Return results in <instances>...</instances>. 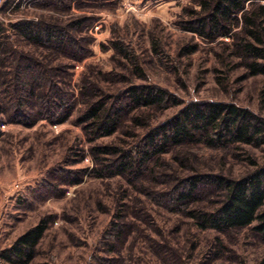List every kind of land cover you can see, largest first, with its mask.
Returning <instances> with one entry per match:
<instances>
[{
  "label": "rangeland",
  "instance_id": "obj_1",
  "mask_svg": "<svg viewBox=\"0 0 264 264\" xmlns=\"http://www.w3.org/2000/svg\"><path fill=\"white\" fill-rule=\"evenodd\" d=\"M62 2L0 0L5 40L20 53H0V264H19L5 251L41 221L48 229L27 264H264V240L251 228L202 231L171 201L182 187L173 181L178 177L238 179L262 166L264 144L171 146L130 178L106 173L98 160L114 155L94 150L142 147L151 129L192 103L235 104L264 120V76L251 74L236 46L242 25L210 41L186 30L200 11L196 0ZM20 21L68 29L85 57L29 43L13 30ZM22 53L58 85L43 79L40 91L47 96L57 87L69 95L59 115L40 119L39 100L22 107L29 115H17L9 91L19 65H27ZM134 86L165 90L168 101L124 108L111 136L87 127L89 101L118 111ZM219 192L215 180L203 183L190 209L215 208ZM114 222L123 227L121 237L112 238Z\"/></svg>",
  "mask_w": 264,
  "mask_h": 264
},
{
  "label": "trees",
  "instance_id": "obj_2",
  "mask_svg": "<svg viewBox=\"0 0 264 264\" xmlns=\"http://www.w3.org/2000/svg\"><path fill=\"white\" fill-rule=\"evenodd\" d=\"M57 1L64 3L62 0ZM263 2L264 0H196L200 11L194 12L195 17L186 30L214 41L232 35L234 28L242 25L241 32L236 35L239 55L245 59V65L252 75L264 76ZM12 27L23 39L38 47L62 52L65 57L73 60L85 57H78V52H81L82 48L80 46L78 48L75 37L68 35V29L64 30L52 23L32 21H20ZM7 31L8 29L0 23V53L20 54L8 41L10 38ZM21 55L27 65H19V71L15 74V86L9 91V97L17 101L18 106L15 109L17 115L22 113L24 116L29 115L22 107L32 108L36 106L38 100L40 105L37 115L40 119L59 115L60 110L68 103L69 95L56 87L54 93L46 96L45 92L40 91L43 90L41 88L43 79L53 84L51 86L58 85L53 82L52 76H44L47 71L36 62L37 59L34 62L31 55L23 53ZM2 95L0 92V98ZM167 101L168 93L165 90L154 86H134L130 88L128 98L124 101L125 107L119 108L118 111L106 106L104 101H89L90 107L85 113L84 121L89 123L87 127L93 131L102 132L103 136H111L117 131L119 117L124 108L129 111L141 107L148 109L163 106ZM144 140L142 147L128 150L95 148L94 150L115 157L110 160H98L102 169L112 176L137 177L143 174L142 169L147 163L166 153L171 146L199 142L212 147L225 143L260 146L264 144V120L235 104L192 103L167 123L151 129ZM166 176L171 178L170 175ZM214 180L220 191L217 206L211 210L190 209V203L200 186ZM173 181L176 183L182 181L180 183L182 187H176L171 201L185 209L184 212L194 221L196 228L202 231L212 230L219 234L251 228L264 240V164L238 179H227L222 176L214 178L208 174L196 173L186 179L180 180L178 177ZM47 229V222L41 221L21 235L12 247L5 251L4 257L9 262L19 264L33 261ZM122 229V226L114 222L110 230L112 238L121 237ZM217 240L222 244L221 238L218 237ZM109 261L113 262L110 259Z\"/></svg>",
  "mask_w": 264,
  "mask_h": 264
},
{
  "label": "built area",
  "instance_id": "obj_3",
  "mask_svg": "<svg viewBox=\"0 0 264 264\" xmlns=\"http://www.w3.org/2000/svg\"><path fill=\"white\" fill-rule=\"evenodd\" d=\"M263 3H264V2H263ZM99 29H100V27L97 28V30H99Z\"/></svg>",
  "mask_w": 264,
  "mask_h": 264
}]
</instances>
